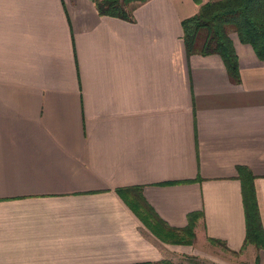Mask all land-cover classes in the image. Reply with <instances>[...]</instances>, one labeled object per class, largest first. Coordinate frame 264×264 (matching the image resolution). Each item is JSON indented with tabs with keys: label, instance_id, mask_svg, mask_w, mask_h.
Masks as SVG:
<instances>
[{
	"label": "crops",
	"instance_id": "crops-1",
	"mask_svg": "<svg viewBox=\"0 0 264 264\" xmlns=\"http://www.w3.org/2000/svg\"><path fill=\"white\" fill-rule=\"evenodd\" d=\"M199 6L147 0L125 20L0 0V264H264L237 170L264 230V60L234 31L239 82L217 54L187 57ZM131 186L170 227L200 211L191 243L146 228L116 192Z\"/></svg>",
	"mask_w": 264,
	"mask_h": 264
},
{
	"label": "trees",
	"instance_id": "trees-1",
	"mask_svg": "<svg viewBox=\"0 0 264 264\" xmlns=\"http://www.w3.org/2000/svg\"><path fill=\"white\" fill-rule=\"evenodd\" d=\"M100 15L132 20L134 7L147 0H92ZM199 10L181 21L183 43L187 57L193 54H217L223 61L232 82H239L238 58L229 32L234 31L238 39L250 44L260 60H264V0H213L201 3ZM241 180V192L245 211V239L243 246L253 244L264 250L262 227L253 177L246 167L237 168ZM117 194L135 213L143 225L157 238L167 243L190 244L193 228L201 212L188 214L186 227L177 229L168 226L154 212L141 195V187H120ZM213 243L220 241L211 240ZM225 248V246L223 245ZM171 264L170 261H162ZM144 264V263H137Z\"/></svg>",
	"mask_w": 264,
	"mask_h": 264
},
{
	"label": "rangeland",
	"instance_id": "rangeland-1",
	"mask_svg": "<svg viewBox=\"0 0 264 264\" xmlns=\"http://www.w3.org/2000/svg\"><path fill=\"white\" fill-rule=\"evenodd\" d=\"M179 261H182L186 264H195V263H199L202 262L201 260H195V257H190V256H183V258H179ZM170 261V260H169Z\"/></svg>",
	"mask_w": 264,
	"mask_h": 264
}]
</instances>
